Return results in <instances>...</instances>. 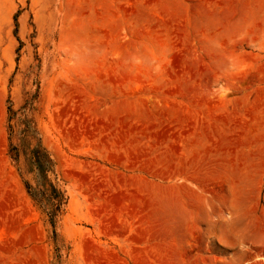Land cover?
Returning <instances> with one entry per match:
<instances>
[{
    "label": "rangeland",
    "instance_id": "374dc122",
    "mask_svg": "<svg viewBox=\"0 0 264 264\" xmlns=\"http://www.w3.org/2000/svg\"><path fill=\"white\" fill-rule=\"evenodd\" d=\"M225 120L264 153V0H0V264H139Z\"/></svg>",
    "mask_w": 264,
    "mask_h": 264
},
{
    "label": "crops",
    "instance_id": "0c3cea01",
    "mask_svg": "<svg viewBox=\"0 0 264 264\" xmlns=\"http://www.w3.org/2000/svg\"><path fill=\"white\" fill-rule=\"evenodd\" d=\"M214 125L204 162L185 150L167 158L166 222L139 240L137 263L261 264L254 247H264L263 150L255 149L252 125L238 138L232 121Z\"/></svg>",
    "mask_w": 264,
    "mask_h": 264
},
{
    "label": "bare ground",
    "instance_id": "6f19581e",
    "mask_svg": "<svg viewBox=\"0 0 264 264\" xmlns=\"http://www.w3.org/2000/svg\"><path fill=\"white\" fill-rule=\"evenodd\" d=\"M114 119V118H113ZM263 259H264V257H263Z\"/></svg>",
    "mask_w": 264,
    "mask_h": 264
}]
</instances>
